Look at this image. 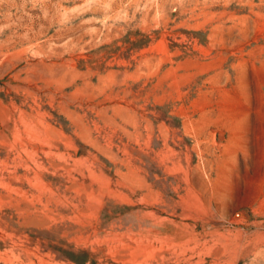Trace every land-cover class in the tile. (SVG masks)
I'll return each instance as SVG.
<instances>
[{
	"label": "rangeland",
	"instance_id": "rangeland-1",
	"mask_svg": "<svg viewBox=\"0 0 264 264\" xmlns=\"http://www.w3.org/2000/svg\"><path fill=\"white\" fill-rule=\"evenodd\" d=\"M0 264H264V0H0Z\"/></svg>",
	"mask_w": 264,
	"mask_h": 264
}]
</instances>
